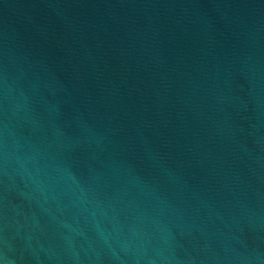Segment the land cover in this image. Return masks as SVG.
Instances as JSON below:
<instances>
[{"label":"water","instance_id":"water-1","mask_svg":"<svg viewBox=\"0 0 264 264\" xmlns=\"http://www.w3.org/2000/svg\"><path fill=\"white\" fill-rule=\"evenodd\" d=\"M0 264H264V0H0Z\"/></svg>","mask_w":264,"mask_h":264}]
</instances>
